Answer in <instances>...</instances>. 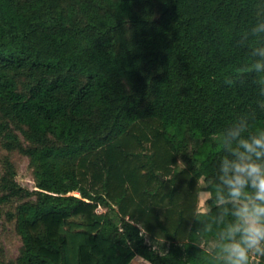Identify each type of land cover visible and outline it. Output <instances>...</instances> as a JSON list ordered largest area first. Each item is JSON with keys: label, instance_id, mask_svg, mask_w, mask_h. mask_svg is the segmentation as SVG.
<instances>
[{"label": "trees", "instance_id": "obj_1", "mask_svg": "<svg viewBox=\"0 0 264 264\" xmlns=\"http://www.w3.org/2000/svg\"><path fill=\"white\" fill-rule=\"evenodd\" d=\"M262 22L264 0H0V219L21 241L0 264H217L223 137L264 131Z\"/></svg>", "mask_w": 264, "mask_h": 264}, {"label": "clouds", "instance_id": "obj_2", "mask_svg": "<svg viewBox=\"0 0 264 264\" xmlns=\"http://www.w3.org/2000/svg\"><path fill=\"white\" fill-rule=\"evenodd\" d=\"M252 32H264V22ZM252 54L260 59L248 71H264V47ZM242 124L229 128L222 140L221 150L227 155L219 163L221 216L232 220L214 245L219 250L217 264H259L264 258V131L244 138Z\"/></svg>", "mask_w": 264, "mask_h": 264}, {"label": "rangeland", "instance_id": "obj_3", "mask_svg": "<svg viewBox=\"0 0 264 264\" xmlns=\"http://www.w3.org/2000/svg\"><path fill=\"white\" fill-rule=\"evenodd\" d=\"M11 158L16 166L17 175L16 179L20 185L28 189H35V182L32 177L31 169L28 164V159L26 156L13 153ZM182 163V162H181ZM200 184L202 181L200 180ZM72 194L80 195L77 191H72ZM207 195L200 192L198 197V209L201 211L206 210L207 206L205 203V198ZM99 212L105 211L106 208L99 206L97 208ZM21 244L19 236L15 233L12 224L0 219V246L3 247L5 251V256L12 259L16 256L19 246ZM130 264H149L147 261L143 260L141 257L136 256Z\"/></svg>", "mask_w": 264, "mask_h": 264}, {"label": "crops", "instance_id": "obj_4", "mask_svg": "<svg viewBox=\"0 0 264 264\" xmlns=\"http://www.w3.org/2000/svg\"><path fill=\"white\" fill-rule=\"evenodd\" d=\"M144 260V259H143Z\"/></svg>", "mask_w": 264, "mask_h": 264}]
</instances>
